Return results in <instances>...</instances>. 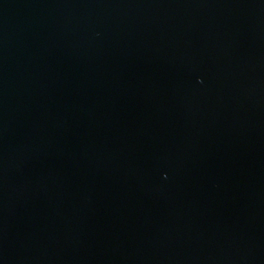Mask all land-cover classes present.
Returning a JSON list of instances; mask_svg holds the SVG:
<instances>
[{"label":"water","instance_id":"obj_1","mask_svg":"<svg viewBox=\"0 0 264 264\" xmlns=\"http://www.w3.org/2000/svg\"><path fill=\"white\" fill-rule=\"evenodd\" d=\"M0 264H264V0H0Z\"/></svg>","mask_w":264,"mask_h":264}]
</instances>
